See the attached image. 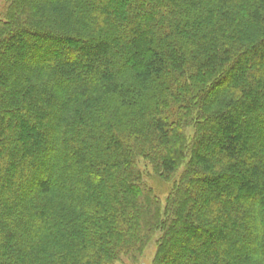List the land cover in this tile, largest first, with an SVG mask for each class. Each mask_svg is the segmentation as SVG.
<instances>
[{
	"label": "trees",
	"instance_id": "trees-1",
	"mask_svg": "<svg viewBox=\"0 0 264 264\" xmlns=\"http://www.w3.org/2000/svg\"><path fill=\"white\" fill-rule=\"evenodd\" d=\"M0 13V264H264V0Z\"/></svg>",
	"mask_w": 264,
	"mask_h": 264
},
{
	"label": "rangeland",
	"instance_id": "rangeland-1",
	"mask_svg": "<svg viewBox=\"0 0 264 264\" xmlns=\"http://www.w3.org/2000/svg\"><path fill=\"white\" fill-rule=\"evenodd\" d=\"M6 0H0V12H1V10H2V7H3V5H4V2H5ZM1 14V13H0ZM1 19V18H0ZM71 46V44H69V43H64L63 44V49H66V48H68V47H70ZM76 47V46H75ZM61 51V50H60ZM63 51V50H62ZM50 52V51H49ZM62 54H63V52H61ZM65 53H66V51H65ZM80 56L81 55H83V56H85V57H88V56H90L91 54H90V51H83L82 49L80 50ZM47 55L48 56H52V57H54V59H59L60 58V55H56L55 54V52H54V50L51 52V53H47ZM77 56V55H76ZM70 57L72 58V56L70 55ZM75 58H72L71 59V61L69 60V62H68V66H69V68H73L74 66H75ZM35 63L37 64V65H39V64H42V63H40V62H38V61H36L35 60ZM181 170H182V168H181ZM149 185H151V186H153V187H155V185H154V183H152V182H149ZM161 197H162V199H164V197H165V195L164 194H162L161 195ZM164 201V200H163ZM175 250L176 251H179V250H181V246L180 245H178V247H175ZM155 252H156V245H155V242H154V240L149 244V246H147V248L144 250V252H143V254H142V256H141V258L140 259H138L136 262H129V261H126V260H124L123 261V264H152V261H153V258H154V255H155Z\"/></svg>",
	"mask_w": 264,
	"mask_h": 264
}]
</instances>
